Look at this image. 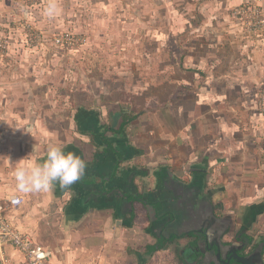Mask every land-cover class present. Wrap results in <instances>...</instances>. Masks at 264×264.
<instances>
[{
	"label": "crops",
	"instance_id": "0c3cea01",
	"mask_svg": "<svg viewBox=\"0 0 264 264\" xmlns=\"http://www.w3.org/2000/svg\"><path fill=\"white\" fill-rule=\"evenodd\" d=\"M20 3L0 0V200L25 199L6 220L54 264H264V30L234 16L264 0H79L73 18L50 0L75 49L41 34L60 23L44 12L24 42ZM60 59L77 66L54 86ZM52 143L84 175L20 192L15 162Z\"/></svg>",
	"mask_w": 264,
	"mask_h": 264
},
{
	"label": "built area",
	"instance_id": "2783aa9c",
	"mask_svg": "<svg viewBox=\"0 0 264 264\" xmlns=\"http://www.w3.org/2000/svg\"><path fill=\"white\" fill-rule=\"evenodd\" d=\"M245 31L256 34L264 30V10L260 5L253 4L247 8H241L234 12ZM26 28L31 29L27 23ZM33 43V42H32ZM84 44L81 38L63 32L53 39V45L66 49H74ZM9 46L7 38L0 39V58L6 54ZM261 114L264 127V93L259 95ZM25 199L20 195H13L0 200V251L5 246H10L22 256L20 264H54L51 260V253L38 243L29 239L26 235L17 230L6 220V214L17 211Z\"/></svg>",
	"mask_w": 264,
	"mask_h": 264
},
{
	"label": "clouds",
	"instance_id": "9594fccd",
	"mask_svg": "<svg viewBox=\"0 0 264 264\" xmlns=\"http://www.w3.org/2000/svg\"><path fill=\"white\" fill-rule=\"evenodd\" d=\"M55 4H50L44 14H56ZM60 143L49 144L46 157L40 159L34 147L28 156L15 162L14 179L17 189L22 193L42 192L52 189L56 184L68 188L85 173L86 161L73 152H65Z\"/></svg>",
	"mask_w": 264,
	"mask_h": 264
},
{
	"label": "rangeland",
	"instance_id": "374dc122",
	"mask_svg": "<svg viewBox=\"0 0 264 264\" xmlns=\"http://www.w3.org/2000/svg\"><path fill=\"white\" fill-rule=\"evenodd\" d=\"M49 1L50 0H21L20 9L22 11L23 19L21 20L20 23H23L21 25L24 27V29L20 31V34H21V37L23 38L24 42H26L28 45H31L32 42L37 41L36 35H39L38 31L36 32L37 34H35V32L33 30L25 27L26 26L25 25L26 20L30 17L28 15L29 14L33 15V13H37L38 17L37 16L32 17V20L29 21V24L35 23L40 16L39 12L40 13L44 12V10L47 8V6H46L47 2H49ZM67 1L73 3V6L71 7V10L73 11V13L69 17V18H73L74 16L77 15V12H78L77 10L79 9V6H78L79 0H67ZM51 2H52V0H51ZM65 2L66 1H64V3ZM89 2H90V0H88V3ZM43 16L44 15L40 16V18H41L40 21H44L45 17H43ZM65 17H66V15H65ZM52 18L55 19L56 21H57V19L60 21V23H58L55 26L56 29H53L50 32L47 31V33H41L40 32L41 34H48V37H47L48 40H52V42H53V39L56 36H58L59 34H62L63 32H67L69 34H72L76 38H81L84 42V44H82V45H85L87 43V38L84 36V34L81 31H78L77 28H75L76 23L70 24L72 26V28H66V29L62 28V26H61V12H57ZM62 20L64 21V19H62ZM42 32H45V31H42ZM88 33L90 35H92L93 32L90 31ZM6 38L9 39L8 37H6ZM75 52H77V51H75ZM61 61H62L61 59L58 60V62H60V64L53 66V69H55L59 72L58 74L55 75V77H53L54 86H57L59 83H61L62 81H65V79H66L62 76L61 72L66 70V67L64 65H68V64L63 63ZM76 66H77L76 62L68 65V67H71V68H75ZM76 82H77V80H75V79L71 81V83H74V84H76ZM73 86H75V85H73ZM75 227H76V225H75ZM70 229H72V228H70ZM7 248H9V247H4L0 251V264H19L20 260L12 258L11 254L9 253Z\"/></svg>",
	"mask_w": 264,
	"mask_h": 264
},
{
	"label": "water",
	"instance_id": "95a60500",
	"mask_svg": "<svg viewBox=\"0 0 264 264\" xmlns=\"http://www.w3.org/2000/svg\"><path fill=\"white\" fill-rule=\"evenodd\" d=\"M124 195H126V193H122L121 195L119 194V196L120 197H122V198H124ZM141 201H144V199L142 198L141 199ZM158 209V208H157ZM156 214H157V210L155 209L154 210V219H156L157 218V216H156ZM200 253V252H199ZM202 253V255L204 256V254H203V252H201ZM200 253V254H201ZM195 254L197 255L198 254V252L197 251H195ZM205 257V256H204ZM219 252L216 254V258H218L219 259ZM242 261V263L243 264H254L252 261H250L248 258L247 259H242L241 260Z\"/></svg>",
	"mask_w": 264,
	"mask_h": 264
},
{
	"label": "trees",
	"instance_id": "16d2710c",
	"mask_svg": "<svg viewBox=\"0 0 264 264\" xmlns=\"http://www.w3.org/2000/svg\"><path fill=\"white\" fill-rule=\"evenodd\" d=\"M126 196L129 197L130 199L138 200V201H140L142 199V197L141 196L139 197L138 195H136L134 198L132 196H130V195H126ZM132 218H133V214H131V216H130V219H132ZM160 247H161V244H159V246L157 248H160ZM150 250H155V247L150 248Z\"/></svg>",
	"mask_w": 264,
	"mask_h": 264
}]
</instances>
